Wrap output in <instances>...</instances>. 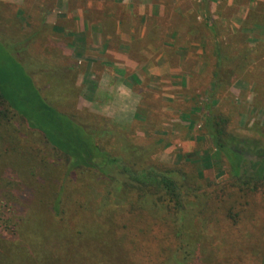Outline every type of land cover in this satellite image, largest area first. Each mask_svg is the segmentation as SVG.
I'll return each instance as SVG.
<instances>
[{"label": "rangeland", "instance_id": "1", "mask_svg": "<svg viewBox=\"0 0 264 264\" xmlns=\"http://www.w3.org/2000/svg\"><path fill=\"white\" fill-rule=\"evenodd\" d=\"M263 1L0 0V70L11 73L19 65L30 75V66L18 60L27 54L18 42L46 31L31 50L43 101L84 122L107 124L119 136L103 141L112 157L122 158L124 147L133 143L151 163L195 174V163L215 154L206 110L218 45L228 58L243 59V65L218 97L214 115L225 119L229 133L264 143V18L251 17L253 7ZM205 3L216 35L205 24ZM66 12L73 15L71 21L51 17ZM82 22L84 35L78 33ZM59 64L60 74L54 73ZM105 78L113 86L123 82L131 88L138 103L129 118L119 119L115 108L110 114L102 111L112 100L111 90L101 87ZM27 133L18 118L0 131V217L8 221L0 236L5 239L0 241V259L6 264L19 241L14 226L31 208L42 211L49 223L55 218L57 229L75 240L102 231L107 250L81 264H175V257H185L174 233L176 211L164 203L138 207L130 187L118 201L110 199L102 175L94 171L64 175V155H56L42 134L27 138ZM15 155L23 162L1 163L12 162ZM257 162L247 150L246 177L254 174ZM213 165L203 167V180L198 179L201 200L192 198V210L202 213L192 220L197 251L184 263L264 264V192L233 182L227 162ZM106 172L126 181L118 167ZM65 188L56 217L50 209ZM227 213L236 216V226ZM42 253L53 254L55 264H77L75 258L67 262L54 232ZM30 262L42 264L38 257Z\"/></svg>", "mask_w": 264, "mask_h": 264}, {"label": "trees", "instance_id": "2", "mask_svg": "<svg viewBox=\"0 0 264 264\" xmlns=\"http://www.w3.org/2000/svg\"><path fill=\"white\" fill-rule=\"evenodd\" d=\"M208 9L209 4L205 3V24L216 35V23L211 19ZM251 12L253 19H257L258 16L264 18V1L257 3ZM44 35H46V31L41 30L39 33H34L28 40L18 42L22 46V52H27L23 58L18 60L20 63L25 62L30 66V75L27 70L19 65L12 70L14 74L12 71L9 73L7 69L0 70V131L3 128H8L13 119H21L27 126L28 133L25 134L27 138H30L29 134L31 133H40L45 144L49 145L56 155H64L68 163L64 175L69 177L70 173L78 170L87 174L94 171L102 175L103 184L109 190L106 195L110 199L115 198L118 201L120 196L124 194L123 191L130 187L136 193H128L135 194L132 198L135 196L138 207L152 204L157 206L158 203H164L176 211L177 228L174 233L178 246H180L178 250H184L185 257L183 255L175 257V264H185L184 260L187 259V256L190 257L197 251L196 245L198 243L193 242L192 233L195 229L192 220L195 215L201 214L202 210L194 211L193 206L195 205L192 203V198L197 201L201 200L197 192L203 188L199 187L197 182L198 179L203 180V167L210 169L214 166V162L217 165L227 162L229 175L233 182L253 192H264V143L262 144L261 141H244L229 133L227 123H224L225 119L214 115L218 97L240 72L243 59H230L225 55L222 47L217 46L215 70L211 89L208 93L209 104L206 110V128L212 139L215 154L200 159L199 165L195 163L197 168L195 174H189L188 172L183 173L177 168L151 163L150 159L145 156L144 149L133 143H128L124 147L121 152L122 158L112 157L103 141L107 136L114 137L115 135L116 138L119 136L107 124L96 125L93 122H84L82 119L58 111L48 100L43 101L38 87L36 88L37 77L33 74L37 73L36 59L31 55V50L33 45ZM60 64L59 67L55 68L56 72L54 73L60 74L62 67ZM20 86H24L23 91H20ZM14 125L12 124V128L15 129L17 126ZM15 132L18 133L17 128ZM14 135L12 134V138ZM5 150L8 152L10 149L6 148ZM247 150L253 152L258 158V162L253 166L254 174L251 178L246 177L243 173ZM22 159L21 156L15 155L12 162L8 159L1 163L17 165L19 162H23ZM110 167L121 169L126 176V181L120 182L118 177L108 174L106 170ZM24 175L25 173H23ZM211 185L212 183L208 184L207 187ZM191 186L195 190H192ZM66 193L67 189L65 188L57 195L58 199L52 203L50 213L55 214L56 217L60 215L59 206ZM126 197L129 198L128 195ZM25 213L26 215L22 216L14 226V235L19 237V241L11 247L12 261L11 259L8 260L10 264H31L30 259L34 257H38L42 264H55L56 257L53 254L42 253L51 232H54L58 240L61 241L67 262L75 258V263L81 264L86 257L87 259L98 258L108 248L109 244L102 243L104 235L100 230L89 232L86 238L82 237L75 240L76 238L69 234L64 235L63 231L57 229L59 224L55 218L50 216L51 223H49L47 216L42 211L33 208L26 209ZM226 219L235 226L238 224V219L231 213H227ZM204 226L207 225L204 223ZM7 227L8 221L0 217V236L7 231ZM0 241H5V239ZM185 242L189 244H185ZM4 260L0 259V264H6Z\"/></svg>", "mask_w": 264, "mask_h": 264}, {"label": "clouds", "instance_id": "3", "mask_svg": "<svg viewBox=\"0 0 264 264\" xmlns=\"http://www.w3.org/2000/svg\"><path fill=\"white\" fill-rule=\"evenodd\" d=\"M101 87L111 90L112 100L104 105L102 111L111 113L115 108L119 119H127L135 113L138 100L133 96L131 88L121 82L115 86L111 84L110 78H105L101 82Z\"/></svg>", "mask_w": 264, "mask_h": 264}, {"label": "crops", "instance_id": "4", "mask_svg": "<svg viewBox=\"0 0 264 264\" xmlns=\"http://www.w3.org/2000/svg\"><path fill=\"white\" fill-rule=\"evenodd\" d=\"M64 13V12H63ZM66 14V15H65ZM64 15H62V16H59V15H56V13H55V15H52L51 17H54L57 21H59V20H63V21H65V20H68L69 18H72V16L73 15H71V14H69L68 12H66ZM79 14H80V18H81V12H79ZM69 21H71L70 19H69ZM80 22H81V20H80ZM80 30H79V34H81V35H84L85 34V26H84V22H82V23H80ZM80 35V36H81ZM80 39H82V38H80ZM90 75V74H89ZM85 81H87L88 82V78L87 79H85Z\"/></svg>", "mask_w": 264, "mask_h": 264}]
</instances>
